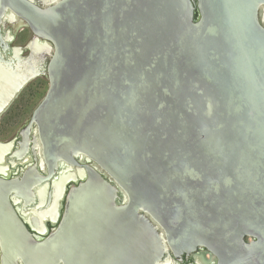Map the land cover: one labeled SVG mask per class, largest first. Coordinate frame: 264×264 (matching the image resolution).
I'll list each match as a JSON object with an SVG mask.
<instances>
[{"label":"water","instance_id":"1","mask_svg":"<svg viewBox=\"0 0 264 264\" xmlns=\"http://www.w3.org/2000/svg\"><path fill=\"white\" fill-rule=\"evenodd\" d=\"M35 1L0 0L34 34L0 115L48 50L34 176L76 166L60 199L82 183L42 239L13 207L26 181L0 178V264H165L198 246L264 264V0Z\"/></svg>","mask_w":264,"mask_h":264},{"label":"flooded vegetation","instance_id":"2","mask_svg":"<svg viewBox=\"0 0 264 264\" xmlns=\"http://www.w3.org/2000/svg\"><path fill=\"white\" fill-rule=\"evenodd\" d=\"M35 4L38 7H41L37 0L35 1ZM7 15H5L0 20V57L3 61L11 62L13 65L6 66L4 65V63L2 65L0 64V74L5 78L4 81L0 80V82H6V79L10 77L12 79L13 77H15L16 73L14 72V70H16L17 75H19L20 84V78L24 77L25 72L26 74L30 72V67H25L21 64H23L27 57H29L30 51L27 50L26 46L33 41L34 34L26 25H24V22L17 16L13 14H10V16ZM16 20H19V26ZM13 21L15 25L13 24ZM17 36H19V41L23 38L26 39L28 36L29 38L26 43L22 46H11V43L13 44ZM17 49H19V51ZM47 52L48 50L44 53V55H42L43 58L42 56H38L34 64L33 68L39 70V75L29 80L28 82H26L25 85L21 87L17 96L13 98L6 110L0 115L1 125V121L8 115L12 119L16 117L20 118L27 112H29L28 114H30L28 121L24 123L22 128L18 131L15 136H13L9 141L0 140L1 144L6 146L9 145V147H11L10 151L7 154H4V160L5 164L7 165L8 175L4 177L0 174V178L5 179V181L8 182H22L23 180L26 181V184L23 185V188L24 186H27L28 193L23 194L24 198L14 196L15 199L18 201V204L13 207L18 208L23 213L22 217L20 216V214L18 216L20 218H23V220L27 222L25 226L28 232L33 237L37 236L42 239L46 238L58 227L59 222L63 216L64 210L66 208L67 197L69 196L71 189L77 188L82 183V181L76 177V181H73L71 179V181H69L65 185V192L62 196V199H60L56 197V194L59 190L63 191L65 182V180H63L64 173L69 171L68 178L71 177V175L76 176V166L71 167L67 165H62L63 168L59 167L57 170H55L52 180L47 182H40V180H38L34 176V172H37L42 177H47L48 175V166L46 164V161H44L42 158V152L39 144L36 125L32 124V126L28 128L33 112L46 95V92L49 87V81L46 74V70L50 57ZM17 57L19 58V62H17ZM2 69L6 70L7 72L4 73ZM7 69L11 71L9 72ZM15 87L16 83L14 80L13 84L11 85V88L8 90V95L6 94L5 97H9V95L13 93ZM25 98L26 102L22 106L15 105V102L17 100L22 101ZM33 102L35 106L31 109L30 105ZM74 161L80 166L82 170H84L83 168L85 166L97 169V171L99 169L96 164L84 157H74ZM60 176L62 177V184L59 187L58 181ZM55 188L58 189L56 192ZM43 193L45 194V196H43ZM59 196H61V194H59ZM32 200H35L34 203ZM121 200L122 196L118 195L117 202L119 204L121 203ZM56 202V211L53 212L49 217H47L43 221V223H40L41 216L38 217V215L36 214L33 215L30 219H26V212H31L34 209L35 211H42L46 208L48 209L51 206L54 207ZM32 220L36 222L37 226L33 225ZM42 229L45 230V232H43L45 234L41 233ZM167 257L170 259V261L165 264H230V262L221 260L212 250L201 246L195 248L194 251H185L177 255H175L170 250L168 251V255H164L162 261H164V259Z\"/></svg>","mask_w":264,"mask_h":264},{"label":"bare ground","instance_id":"3","mask_svg":"<svg viewBox=\"0 0 264 264\" xmlns=\"http://www.w3.org/2000/svg\"><path fill=\"white\" fill-rule=\"evenodd\" d=\"M18 23H17V22ZM15 22L18 24L19 26V20H16ZM12 22V21H11ZM13 24H14V21H13ZM15 25V24H14ZM25 25V24H24ZM16 29V28H15ZM16 31V30H15ZM14 31V32H15ZM3 70V69H2ZM9 72L11 70L7 69ZM4 73H6L7 71L6 70H3ZM13 84V81H8V82H0V103L1 101L5 100L7 97L6 94L9 92L8 90L11 88V85ZM8 95V94H7ZM10 148L9 145L6 147V148H3V147H0V174L3 175L4 177L8 175V171H7V165L5 164V160H4V154H7L9 151H10ZM8 160V159H7ZM44 167V166H43ZM11 172V171H10ZM73 174V173H72ZM68 175H69V171L68 172H65L64 173V178L63 180L66 181V179L68 178ZM67 176V177H66ZM61 177V176H60ZM59 177V187L60 185L62 184V177L60 178ZM72 177V176H71ZM58 189L55 188V192L57 191ZM39 191V190H38ZM62 191H58V193L56 194V197L60 198L59 194H61ZM43 196H45V194L43 193ZM58 202V201H57ZM57 202L55 204L54 207H49L48 209L46 208L45 210H42V211H35L32 210L31 212L29 211L28 213L26 212L25 214V217L26 219H30L33 215H38V217H40V223H43V221L49 217L53 212L56 211L57 209ZM29 221V220H28Z\"/></svg>","mask_w":264,"mask_h":264},{"label":"rangeland","instance_id":"4","mask_svg":"<svg viewBox=\"0 0 264 264\" xmlns=\"http://www.w3.org/2000/svg\"><path fill=\"white\" fill-rule=\"evenodd\" d=\"M28 38H29V36L26 39L23 38L22 40L19 41V36H17V38L15 39L13 44L11 43V46H17V47H19V45L22 46L26 43ZM25 102H26V98L23 99L22 101L17 100L15 102V105H21L22 106ZM34 106H35V104L33 102L30 105V108L32 109V108H34ZM28 113L29 112L25 113L20 118L16 117V118L11 119L9 117V115L7 117H5L1 121V125H0V131H1L0 132V140L1 141H9L13 136H15L18 133V131L22 128L24 123L28 121V119L30 117V114H28Z\"/></svg>","mask_w":264,"mask_h":264}]
</instances>
